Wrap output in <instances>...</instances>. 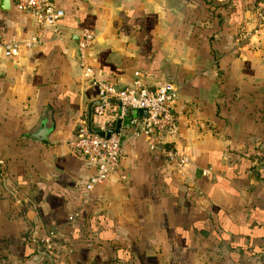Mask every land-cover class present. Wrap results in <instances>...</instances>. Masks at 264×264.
I'll return each instance as SVG.
<instances>
[{
    "label": "crops",
    "instance_id": "obj_1",
    "mask_svg": "<svg viewBox=\"0 0 264 264\" xmlns=\"http://www.w3.org/2000/svg\"><path fill=\"white\" fill-rule=\"evenodd\" d=\"M261 1L53 0L65 16L42 27L0 0V264H264V32L241 39ZM83 31L99 80L181 86L170 147L189 165L123 128L120 171L87 192L94 168L68 143L81 123L112 125Z\"/></svg>",
    "mask_w": 264,
    "mask_h": 264
},
{
    "label": "built area",
    "instance_id": "obj_2",
    "mask_svg": "<svg viewBox=\"0 0 264 264\" xmlns=\"http://www.w3.org/2000/svg\"><path fill=\"white\" fill-rule=\"evenodd\" d=\"M15 3L20 12L33 16L42 27L57 26L65 16L53 0H15ZM262 32H264V0L253 13L246 29L242 30L241 39L243 42L250 41ZM95 39L96 35L93 31L81 32L78 51L84 77L98 89L96 114H108L112 125L109 129H112L118 121L131 116V112L146 110L147 117L141 118L138 115L132 117V136L146 139L151 151H162L170 165L178 168L189 165L190 160L187 156L179 154L174 147H170L171 144L176 143L180 134L176 107L181 96V86L172 81L153 86L141 77L136 78L127 87L99 80L95 76V69L88 64L86 58ZM5 54L10 57L17 55V47H7ZM122 129L119 134L107 138L92 133L86 123H81L75 136L69 141L70 152L86 159L94 168V174L86 184L89 194L120 171L124 142ZM76 219V215L70 217L71 222ZM59 234L58 230H51L40 239L42 260L49 261L55 257Z\"/></svg>",
    "mask_w": 264,
    "mask_h": 264
},
{
    "label": "water",
    "instance_id": "obj_3",
    "mask_svg": "<svg viewBox=\"0 0 264 264\" xmlns=\"http://www.w3.org/2000/svg\"><path fill=\"white\" fill-rule=\"evenodd\" d=\"M138 116L141 118L147 117L146 110H139L137 111ZM131 121L132 116L127 117L123 121H118L115 125V128L109 129L106 132L105 131H93V129L90 127V131L92 133H95L101 137H107L110 138L113 134H119L122 128H131ZM47 130L42 128L40 131H38L37 135L33 138H35L38 142L46 143L47 142Z\"/></svg>",
    "mask_w": 264,
    "mask_h": 264
},
{
    "label": "trees",
    "instance_id": "obj_4",
    "mask_svg": "<svg viewBox=\"0 0 264 264\" xmlns=\"http://www.w3.org/2000/svg\"><path fill=\"white\" fill-rule=\"evenodd\" d=\"M39 246H40V247H39V248H40V252H42V248H41V245H40V243H39Z\"/></svg>",
    "mask_w": 264,
    "mask_h": 264
},
{
    "label": "rangeland",
    "instance_id": "obj_5",
    "mask_svg": "<svg viewBox=\"0 0 264 264\" xmlns=\"http://www.w3.org/2000/svg\"><path fill=\"white\" fill-rule=\"evenodd\" d=\"M172 82H176V81H172ZM263 95H264V89H263ZM252 98V97H251Z\"/></svg>",
    "mask_w": 264,
    "mask_h": 264
}]
</instances>
